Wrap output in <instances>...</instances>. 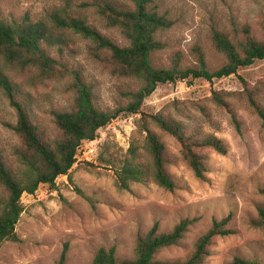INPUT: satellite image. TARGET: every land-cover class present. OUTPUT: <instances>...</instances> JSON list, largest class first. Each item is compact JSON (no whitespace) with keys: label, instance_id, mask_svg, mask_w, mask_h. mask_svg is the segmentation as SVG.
Listing matches in <instances>:
<instances>
[{"label":"rangeland","instance_id":"1","mask_svg":"<svg viewBox=\"0 0 264 264\" xmlns=\"http://www.w3.org/2000/svg\"><path fill=\"white\" fill-rule=\"evenodd\" d=\"M68 1L0 0V17L7 23L21 24L27 18L36 23L60 12ZM71 1L72 10L77 11L93 0ZM162 9L174 25L162 34L166 48L152 55L156 68L170 69L177 60L181 68H196L199 52L209 71L222 68L227 58L213 45L214 29L242 40L243 28L249 27L258 40H264V0H165ZM87 15L117 44H128L119 30L96 21L92 10ZM64 38L66 42L59 45L42 43L41 47L69 73L46 77L35 67H12L0 58V78L9 80L13 99L23 104L50 141L59 137L54 113L70 111L74 105L70 72H79L93 87L95 106L103 111L126 106V94L142 87L141 81L119 79L96 62L82 37L69 32ZM215 92L226 105L213 99ZM10 103L0 86V150L6 155L21 145L13 130L17 116ZM255 106L264 112V60L212 81L188 78L159 84L144 101L141 113H122L99 130L96 140L83 142L77 163L69 175L57 179L55 187L41 185L34 195H23L24 212L16 227L20 241L1 245L0 264H57L65 250L67 264H91L98 249L113 246L121 259H132L138 237L155 224L161 233H168L183 220L197 219L179 246L157 256L164 262H184L213 221L229 216L228 228L235 234L213 241L206 264H229L235 257L264 264V229L251 227L264 208V124ZM144 114H161L188 131L214 135L226 145L227 153L204 151L208 171L205 179H198L183 160L179 144L151 122L145 125ZM146 127L166 145L167 169L177 184L174 192L151 181L131 183L128 190L118 185L116 172L129 159L131 148H136L140 161L148 160L147 135L140 133Z\"/></svg>","mask_w":264,"mask_h":264},{"label":"trees","instance_id":"2","mask_svg":"<svg viewBox=\"0 0 264 264\" xmlns=\"http://www.w3.org/2000/svg\"><path fill=\"white\" fill-rule=\"evenodd\" d=\"M165 0H93L80 5L81 10H72V1L60 12L47 19L33 23L29 18L23 23H7L0 17V58L9 66L22 69L37 68L46 77L57 73H69L68 68L55 60L42 49V43L59 45L69 32L89 42L92 58L111 69L119 79H134L142 82L138 91L126 94L128 104L114 111L98 109L94 103L93 87L87 84L80 73L70 72L74 79L76 97L73 108L66 112L54 113V123L59 137L48 140L39 131L23 104L13 99V86L5 77L0 78L11 99L17 121L14 132L21 140L11 155L0 150V247L4 242H19L16 232L24 207V194L34 195L41 185L56 186L60 176H67L77 163L78 149L83 142L94 141L100 129L109 125L120 114L137 115L147 97L151 96L159 84L176 83L179 80L224 78L236 75L240 68L250 67L257 60H264V40H258L249 27L243 28L244 38H234L230 33L213 30L212 42L217 51L224 54L227 63L215 72L208 70L204 54L198 53L196 68H181L178 60L172 68H156L152 55L166 48L162 34L169 31L174 22L167 10L163 11ZM92 10L107 29H117L127 40L125 46L117 44L103 33L87 15ZM93 23V24H92ZM239 33L237 32L236 35ZM221 94L215 92L213 99L225 104ZM263 120L264 112L255 106ZM232 121L238 125L234 113ZM144 116V123L154 124L155 128L179 144L183 160L198 179H205L207 167L204 151L218 154L227 153L226 145L214 135L201 131H188L181 123L167 119L161 114ZM147 118V119H146ZM144 148L148 160L138 158L136 148L130 149V157L125 165L116 172L118 185L130 189L131 183H156L166 191L174 192L177 184L167 169V148L161 136L146 127ZM146 158V156H145ZM264 195V190L262 191ZM231 217L221 221L214 220L212 228L195 244L193 254L184 262H164L157 259L162 251L179 246L197 219H186L177 224L172 231L161 233L159 225L144 236H139L134 250V258L121 259L115 246L98 249L91 264H206L211 255L210 247L217 238L232 236L235 231L228 228ZM254 229H264V208L259 209L258 218L251 221ZM57 264H67L65 250ZM229 264H259L255 260L235 257Z\"/></svg>","mask_w":264,"mask_h":264}]
</instances>
